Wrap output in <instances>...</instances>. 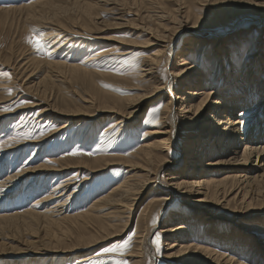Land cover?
Returning a JSON list of instances; mask_svg holds the SVG:
<instances>
[{"label": "bare ground", "instance_id": "bare-ground-1", "mask_svg": "<svg viewBox=\"0 0 264 264\" xmlns=\"http://www.w3.org/2000/svg\"><path fill=\"white\" fill-rule=\"evenodd\" d=\"M30 1L26 6L9 11H23L26 21H47L48 17L51 21L55 19L57 24L79 23L82 31L95 34L101 41L111 42V49L119 48L113 50L117 53L124 51L123 54H128L131 48L133 52L137 48L145 52L138 57L137 77L132 78L133 73L131 76L126 75L128 77H121L128 91L133 93L116 94L99 88L96 81L93 82L98 73L88 70L94 65L91 58L89 63L80 60L78 64L51 58L47 67L54 73H45L47 75L35 82L36 85L32 83L26 88L36 94L35 98L7 114L0 111V118H3L4 115L20 111L30 114L37 109L38 118L46 122L43 128L48 129L40 139L14 143L16 146L12 145L13 147L6 149L8 154L14 148V154L21 151H30L31 155L39 151L44 153L50 141H56L61 133L64 134L56 145L57 156L50 159L49 163L45 161L46 163L33 165V160L30 159L14 172L11 170L12 164H9L8 174L0 180V188L3 187L0 194H7L13 190L10 183L18 186L25 178L23 176L31 173L28 186L31 185L30 188L34 190L35 185H32V182L37 179V173H46V178L37 181L41 185L38 192L43 191L42 196L33 199V204L25 201L29 205L23 210L21 208L6 215L0 214V230L6 223L13 226L15 231L35 233L40 222L43 241L32 240L24 244L22 240L19 246H16L1 240L0 264L7 259L9 261L18 257L9 256L11 251H22L21 253L25 254L31 251L32 254L29 255L35 257L34 264H41L42 260L46 261L45 264H53L49 259L52 254L60 257L56 259V264L62 261L72 264L75 260L72 261L71 253L80 252L81 247H88L86 250L96 249L104 242L120 238L130 229L133 230L129 237L130 246L123 251V257L128 259L129 264H144V260H147L148 264L161 260L163 264H261L260 256L264 253V222L259 221L261 226L255 231L249 225L250 221H257V218L264 214V110L263 114L257 117L264 107V66L253 67L252 60L232 58L225 59L227 64L219 65L218 69L213 68L212 63L217 61L219 52L209 49L203 35L213 33L218 28L217 25L221 28L215 33H227L242 23H249L255 29H263L264 0H150L152 11H144L146 14L143 15L142 11L135 8L132 12L134 19H127L122 23L116 21L124 20V15L131 12L132 6L140 7L144 0ZM9 11L0 9L3 13ZM104 13L115 17L106 19ZM61 26L66 27L62 23ZM119 26L130 27L131 33H138L142 40L137 42L128 39L125 42L130 46L124 48V41L100 37L105 30ZM240 31L241 29H237L233 34ZM177 42L180 48L177 45L176 50L179 52L176 51L174 56L177 60L172 63L169 58L174 54ZM91 46L86 40L73 41L67 52L84 57L86 52L94 50ZM248 53L250 50H247L246 54L251 59L252 53ZM3 60L1 62L6 64L10 62V59L4 57ZM133 65V68H136L138 63ZM61 71L68 73L75 82L82 81L87 86V98L63 97V93L60 100L51 99L52 96L47 94L46 87L49 85L53 88V82L58 76L62 78L60 80L68 79L63 77ZM1 75L0 104H3L14 99L5 90L8 84L12 86L14 81H6ZM40 85L43 89L38 90ZM164 87L167 91L161 90ZM162 98L164 109L160 116L156 119L151 110H145V120L139 122L138 117L148 100L153 99L156 102L159 99L158 103H161ZM262 98L261 106L255 107ZM20 100L19 97L14 103ZM155 102L152 108L156 105ZM102 119L107 121L103 128ZM0 122L8 121L0 119ZM5 126L3 124L1 128ZM2 129L0 135L5 131L2 132ZM79 131L81 134L77 135ZM135 134H139L141 138L134 142L135 148L132 146L130 151H126L120 142L130 135L134 137ZM115 142L119 143L116 145ZM74 143H77L81 150L91 149L73 156L69 151L74 147ZM172 150L183 151L185 156L180 159L184 161L182 169L178 170L177 162L169 158ZM3 154H0V157ZM218 155L228 157L223 156L225 160L212 159ZM252 155L256 157L255 162L252 166H247ZM207 158L209 159L205 162ZM230 163L238 166L232 169L233 173L214 178L222 173L210 171L211 166ZM109 166H118L119 170H123L121 175H117L119 180L109 182L112 185L109 190L104 191L105 194L100 197L91 198L92 202L88 201L82 210L72 215L63 214V210L65 212L72 204L71 202L66 205L73 195V190L81 187L83 182L91 180V174ZM81 174L84 178L78 179ZM55 178L59 182L55 181ZM8 194L6 196H11ZM172 198L195 208L199 213L207 214L208 217L223 218L229 222L241 217L243 222H249V225L244 224L245 230L254 236L244 239L241 234H235L225 241L229 242V246H221L223 249L220 251L226 249L229 252L210 250L199 244L210 241L193 237L191 219L195 212L189 208H183L182 213L172 217L167 215L161 223H154L159 209L169 204ZM59 210L62 211L60 214H54ZM152 233H155L154 237L156 234L164 236L163 240L166 241L160 257L153 251L155 246L154 240H151ZM64 254L67 255L61 258L60 255ZM87 255L79 254L80 257ZM89 258L91 260V257H85L80 261H89Z\"/></svg>", "mask_w": 264, "mask_h": 264}, {"label": "rangeland", "instance_id": "rangeland-1", "mask_svg": "<svg viewBox=\"0 0 264 264\" xmlns=\"http://www.w3.org/2000/svg\"><path fill=\"white\" fill-rule=\"evenodd\" d=\"M32 1H34V0H32ZM29 2H31V1L30 0H18V1L0 0V9H7V11H9V9H12V8H18V7L26 6L29 4ZM148 3H149V5H148ZM151 7L152 6L150 5V0H144L141 3L140 7H133L132 6L133 9H131V12L124 15V17H123L124 20L122 19V21H121V19H120L119 22H118V20L116 22L122 23V22H125V20H127V19H131V20L134 19L132 12H134L135 8L140 10V12L142 11L141 13L144 15V14H146L145 13L146 11H152ZM104 14H105L104 18H106V19H111V18L115 17V15L110 16L109 14H106V13H104ZM35 15H37V12L35 13ZM0 18H1L0 19V56H1L0 58H2V59H0V67H1L0 68L1 69L0 75L2 74L1 76H4L3 79L6 81L7 80H11V81L13 80L14 81L12 86H10V84H8V88L5 89L8 91V93L10 90L11 96H13L14 99L10 100L9 102L0 104V111L3 114H7L9 112H12L17 108L22 107L23 105H25L28 102L30 103L31 100L35 98L34 96L36 94L29 92L26 88L31 86L32 83H33V85H36L35 82L39 81V79L41 80L42 77L47 75V74L45 75V73L48 72V74L50 73V75L54 73V72H52V70L49 71L50 69L47 67V62H50V60H52V59L53 60L56 59V61L59 59H60L59 61H64V60L66 61L67 60L69 63H75V64H78V62H80V60L81 61L86 60V61H88V63L92 60L94 65H92L93 67H90L88 70H92L93 72L98 73V75H96L94 77L93 82L96 81V84L99 88H101V89L103 88V90L107 89L106 91H110V92L112 91V93H116V94L133 93L132 91L129 92L128 87L123 84L124 83L123 78H125L126 75L131 76L132 73H133L132 78L137 77V75L139 73L137 71V69H139L138 57H141V55H143L142 53L145 51L140 50L141 51L140 52L139 48H137V50H134L135 52H133V50L131 48L130 51L132 53H134L132 56H131V54H132L131 52L128 54H123V53H125L124 51H120L117 53V51H113V50L114 49L119 50V48H112L111 49L110 47L112 45L111 46L109 45V44H112L111 42L107 43L105 41H101L102 39L98 38L95 34H91V33H87V32L82 31L80 29L79 23H76V25L75 24L72 25V23L69 24L66 22H61L62 24H64L66 26L64 28L61 26V23L57 24L55 19L53 21H51L48 19V17H47V21H46V19L45 20L43 19L40 22L26 21V20H24L23 11H18V10H15L14 12L10 10L8 13L0 12ZM10 20L12 22H10ZM230 24H233V23H230ZM246 24L247 23L238 24L232 29V31L229 30L227 33H215V32H217L216 30H219V28H221V27H219V25H217L218 28H216V30L213 31V33L208 32L206 35H203V39L206 41L209 49H212V50L215 49L219 52L217 61L212 63L213 68L218 69L219 65L227 64L225 59H232V58H238L240 60H246V59L252 60L251 64L253 65V67H263L264 66V28L263 29H255L249 23H248V25H246ZM263 26H264V24H263ZM129 29H131V28L127 27V26H125V27L119 26V28H114L111 30H105L104 32L101 33L100 37H110V38L112 37V39L113 38L116 39L115 41L120 40V41H124V43H126L125 41H127L128 39L129 40L131 39V40H134L137 42H139V40L140 41L142 40L141 39L142 37L140 35H138V33H137V35L136 34L134 35L131 33V31ZM237 29H241V31L234 35L233 33ZM242 29H245V31H243ZM222 30H220V31H222ZM220 31H218V32H220ZM204 32H206V30ZM41 34H42V37H41ZM28 35H33V36L37 37L38 39H41L42 40V47L40 49H34L25 39V37ZM255 39H259L260 41L254 42ZM83 40H86L87 43H90L92 45L91 47L92 48L94 47L93 48L94 50L86 52V54H84V57H83V55H81V56L76 55L75 56V54H71V53L69 54L67 52L68 48L71 47L73 41L82 42ZM127 43L123 44L124 48L126 46H130V44L128 43L129 44L128 45ZM238 43H240V45H235ZM178 44H179V42L176 43V48L174 50L175 52L173 51L174 54L172 55V57L169 58V62H171V61H172V63L176 62L177 58L174 56H176L177 52H179L178 50H176ZM179 46L180 45H178V47ZM221 50L223 52H220ZM247 50H250V53H248V54L252 53L251 59L249 58V55L246 54ZM12 53H13V55H12ZM7 54L10 55L11 58ZM124 55L126 57L128 55H130L131 56L130 61L128 60L130 56H128L126 58ZM19 56H21V57H19ZM24 56H25V58H24ZM3 57L10 59L9 60L10 62L8 61L9 62V63L7 62L8 64L1 62V61H4ZM124 57H125V59H124L125 61L123 60ZM166 57H168V56L166 55ZM90 58H91V60H90ZM31 59H34V60L31 61ZM132 59H134V60H132ZM135 63H138V65H137V67L135 65L136 68H133V66H134L133 64H135ZM89 65L91 66V64H89ZM235 72L236 71H234L233 73H235ZM5 73H7V75H5ZM25 73H26V75H25ZM61 73L64 74L63 77H67L69 80L65 79V78H63V80H60L62 78L60 76H58L59 80L58 79L57 80L55 79L56 81L54 80V82H53L54 87L53 88H50L49 85L47 86L45 84L47 86L46 92L48 90L47 94L48 95L50 94L52 96L51 97L52 100H54V99L60 100L63 93H64L63 97H75L76 99H77V97L78 98L79 97L87 98L85 96V91H86L87 86L84 85V83L82 81H76L75 82V80L68 73H66V72L64 73L63 71H61ZM121 77H123V78H121ZM126 77H128V76H126ZM109 78H110V80H109ZM64 79L66 81H64ZM67 81H69V83ZM106 85H108L110 87H106ZM41 89H43L42 85H40L38 87V90H41ZM51 89H53L52 93H50ZM161 90L167 91V89L165 87L162 88ZM77 94H78V96H77ZM19 97L21 98V100L14 103L15 99H17ZM158 101H159V99H157L156 102L153 101V99L148 100L147 105L144 107L143 111L140 113V115L138 117L141 120V121L138 120L139 122L142 123L143 119L145 120V116H146L145 110H147V111L151 110V113H153L152 110L154 108H156V106L159 109V111L156 113H153L154 117L158 118L160 116V113H162V110L164 109L163 108L164 103H162V102H164V98H162L161 103H158ZM154 102L156 103V105H154L152 108V105ZM262 102H263V98L260 99V102H258V104L255 107L259 108L261 106ZM5 107L8 108L9 111H3L2 109ZM36 110L37 109H34L30 114L29 113L24 114L23 111H20V112L15 113V114L4 115L3 118H0V119H4V120L8 121V122H0V129H2L1 126H3V124L6 125L5 128H3L1 130L2 132H3V130H5V131L0 135V154H3L4 152H6L8 154V151L6 149L13 147V146H16L14 143L19 144V141L24 142V141L35 140V138L40 139V138H42V136H44L47 133L48 129L43 128V125H45L46 122H44L43 119L40 120V118H38ZM263 110H264V107L261 109V112L257 115V117L263 114L262 113ZM105 123L107 125V121L105 119H102L101 120V128L105 127ZM40 128L42 130H39ZM138 129H139V127H138ZM79 133L81 134V132L79 131L77 133V135ZM63 136H64V134L61 133V135L59 136V138L56 139V141H54V140L50 141L46 145V147H45L46 152H44V153L39 151L38 153L36 152L35 154L31 155V153H29L30 151L24 152V153H23V151H21L22 153L20 152L18 154L17 153L14 154L13 152H14V150H16V148H14L13 151L9 152L8 155L3 154L4 156L2 155L0 157V159L2 160V161L0 160V162H1L0 163L1 164L0 165V180L3 179V176L5 178L6 177L5 175L8 174L7 168H8L9 164H12L11 170L13 169L12 171L14 172V170L18 169L17 167H19L23 164H26L30 159L33 160V165L34 164H36V165L41 164L45 161L46 162L48 161V163H49L50 159L57 156V154H56L57 153L56 152L57 146L56 145L58 144V142H60V140L62 139ZM140 138H141V136H139V134L138 135L135 134L134 137L132 135H130L127 137V139L121 141L120 144L122 145V147L126 151H130L132 146H134V142L136 141V139L139 140ZM118 143L119 142H115L116 145ZM73 146L74 147H72L69 151L71 154H73V156L80 153L81 151H83V152L87 151L88 152V151H90L89 149H91V148H87V149L81 150V149H79V146L77 143H74ZM91 146L92 145L90 144V147ZM134 148H135V146H134ZM66 152H64V153H66ZM18 155H19V157H18ZM32 156H33V158H31ZM182 156L184 157L185 155L183 154V151L181 152V150L180 151L172 150V152H170L169 158L172 161L177 162V164L176 163L175 164L177 165L176 167L178 168V170L182 169V167L184 165V161L180 160L182 158ZM223 156L228 157L227 155H218L216 157L214 156L212 159L225 160V158H223ZM39 157H42V159ZM14 158L16 159V161ZM255 158H256L255 155H252V157L250 158V161L247 163V166H252L255 162ZM208 159L209 158H207L205 160V162H207ZM7 161H10V162L7 163ZM237 167L238 166H235L234 164H231V163L230 164H220L217 166H211L210 168H212V169L210 171H216L217 174L222 173L220 175L214 176V178H219V177L224 176L226 174L233 173L234 171L232 169H236ZM176 169H175V171H176ZM122 172H123V170H119L118 166H109L108 168L106 167L104 170H101V171H98V172L91 174L89 177V178H91V180L83 182L80 185L81 187L75 188V190H73L74 191L73 195H72L71 199L66 203V205H68L71 202H72V204L71 205L69 204L70 206L65 212L63 210V214L66 213L67 215H72L76 211L82 210L85 207V205H87L88 201L92 202V199H95L96 197H100L103 194H105V192H107L109 190V188L112 186L109 182H112V181L116 182L117 180H119L120 177L117 178V175L118 174L121 175ZM29 174H31V173H28L27 175L23 176L25 178L22 179V183H20L18 186L14 185L15 183H10L11 184L10 188L13 190H10L9 191L10 193L8 192L9 194L8 193L7 194L11 195V196H6L7 194L1 192V194H0V205H1L0 206V214L2 213L1 215H4V214L6 215L8 212L11 213V212L21 210V208L23 210L27 207V205L33 204V201H35L33 199L37 198V196H42L43 191L38 192L41 185L38 184L39 182H37V181H42L41 179L46 176V173L45 174L41 173V172L37 173V179H39V180L35 179L32 182V185H35L34 190L31 189L32 187L30 188L31 185L28 186L29 185L28 182L30 179ZM82 177H83V175L81 174L78 176V179L79 178L82 179ZM56 180L57 179L55 178V181ZM58 182L55 185H57ZM229 183H231V182L229 181ZM27 187H29V189H27ZM73 187H75V185ZM161 188H163V187H161ZM0 189H3V187ZM21 189L24 191H21ZM165 189L168 190V188H165ZM28 190H31V191H28ZM32 190H33V192H32ZM76 190H78V191H76ZM149 191L151 192L152 189ZM17 192H18V194H17ZM11 193H13V194H11ZM68 193H69V191L67 192V194ZM97 193H98V195H97ZM27 194H29V195H27ZM58 194L60 195L61 193L59 192ZM58 194H56V195H58ZM13 199H15L16 202ZM25 201L29 202V204ZM174 204L176 206H173ZM10 206L12 207V210H11ZM175 207H176V209H175ZM177 207H179V208L177 209ZM13 208H14V210H13ZM183 208H189L190 211L195 212V214L192 216V219H191V221H192L191 223H192L193 228H194L193 237L201 238V239H207L208 241H210L209 243H199V244H203V246L209 248L210 250L220 251L221 249H223V248H221L222 245L226 244L225 247L229 246V242L225 243V241L230 239L231 237H233L235 234H241L244 237V239L247 236H250V237L254 236V235H251L253 233H249V232H247V230H245L244 224L247 223L249 225V222H243L241 220V217L235 218L233 222H229L228 220H225L223 218H215V217H211V216L208 217L207 214H202V213H199V211H195V208L181 203L176 198H172L170 200L169 204H167L165 207L160 208L159 209L160 211L158 210L159 213H158V216L155 218L154 223L155 224L161 223L164 218L168 217L167 215H170V217H172V216H175L176 214L182 213V211H184ZM57 212H55L54 214H56V215L60 214L62 211L59 210ZM137 212H138V210H137ZM188 218H190V217H188ZM257 219H258L257 220L258 222L257 221H252V222L250 221L249 227L252 226L253 228L251 227V229L254 231L257 230L258 228H260L261 222L259 223V221L264 222V214H261L260 217H258ZM20 224H18L19 227L21 226ZM37 225L38 226H37L35 233H29V232L27 233L23 230L22 231H19V230L15 231L13 226L6 225V223H5V225H3L4 230L2 228L3 232H1L2 230H0V232H1L0 241L2 240V242H4V240H5L6 243L9 242L10 245L11 244L12 245L17 244L18 246H19V243L22 242V240H23L24 244L26 242H28V241L30 242L32 240L33 241H38V240L43 241L42 225H40V222ZM14 231H15V233H14ZM132 231L130 229L129 230L130 233L128 232L126 234H122L123 237L121 236L120 238H115V239L110 240L108 242H104L103 245L98 246L96 249L90 248V249L86 250V248H88V247H84L85 249L83 247H81L80 252L71 253L72 255L70 254L73 257L72 261L75 260V263L74 262L73 263L74 264H87L88 262H90L92 260H96L97 262L99 261L98 263L101 262L102 264H113L114 260H124L127 262V264H129L128 259L123 257V254H124L123 251L122 252L117 251V252L102 253L99 256L97 255V253H101L102 249L104 247H110L112 244H118V243H121L124 239H129V237L132 234ZM154 236H155V233H152V235H151L152 239L151 240L155 241V243H154L155 247L153 246L154 247L153 251L157 252L156 254L160 257V256H162L161 253H163V250H162L163 246H164L163 244H165L164 242H166V241H165V239L163 240L164 236L156 234L157 239ZM11 237H12V239H11ZM19 240H21V241H19ZM262 245H264V241H262ZM102 246H103V248L101 249ZM84 250H85V252H83ZM245 250H246V248H245ZM21 252L22 251H19L20 254L18 253V251L17 252H14V251L9 252L8 253V255L10 254L9 256H18V257H15V259H9V261L7 259V260L3 261V264H34L35 257H33V256L30 257V255H29V254H32L31 251L27 252L26 254L21 253ZM220 252H229V251L225 249V250L220 251ZM78 253L81 256L83 255V253L88 254L89 256L87 255V256H83V257L84 258L85 257H91V260L89 258V261H88V259L80 261L81 259H84V258L80 257ZM91 254H93V255H91ZM66 255L64 254V255H60V256H61V258H63ZM102 257H104V259ZM57 258H60V257H57V255H55V254H52V256L49 257V259L53 262V264H56L55 262H56ZM262 258H264V253H262V257L260 256L261 264H264L263 263L264 260H262ZM42 261L43 262H41V264L46 263V261H44V260H42ZM143 263L148 264L147 260H144ZM59 264H67V262L62 261ZM154 264H163V263L161 260L158 262H154Z\"/></svg>", "mask_w": 264, "mask_h": 264}, {"label": "snow or ice", "instance_id": "snow-or-ice-1", "mask_svg": "<svg viewBox=\"0 0 264 264\" xmlns=\"http://www.w3.org/2000/svg\"><path fill=\"white\" fill-rule=\"evenodd\" d=\"M42 37V34H41ZM25 39L27 40V42L34 48V49H40L42 47V40L38 39L37 37L33 36V35H28L25 37ZM5 75H7V73H5ZM106 87H110L108 85H106ZM9 94H11L10 90H9ZM3 111H9L8 108H3ZM159 109L158 108H154L152 110L153 113L158 112ZM155 243V241H154ZM130 246V238L129 239H124L121 243L118 244H112L110 247H104L102 249L101 253H97V255H101L102 253H109V252H117V251H124L126 248H128ZM89 264H98L97 261L92 260L89 262ZM113 264H127L126 261L124 260H114Z\"/></svg>", "mask_w": 264, "mask_h": 264}]
</instances>
